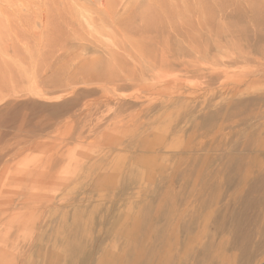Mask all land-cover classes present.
<instances>
[{
  "label": "rangeland",
  "instance_id": "1",
  "mask_svg": "<svg viewBox=\"0 0 264 264\" xmlns=\"http://www.w3.org/2000/svg\"><path fill=\"white\" fill-rule=\"evenodd\" d=\"M152 1L112 0L105 26L86 0H0V264H66L80 231L99 260L112 221L178 185L188 154L216 159L207 179L230 150L264 156V0ZM219 213L193 244L230 236ZM252 240L250 264H264V235ZM146 252L128 264L157 263Z\"/></svg>",
  "mask_w": 264,
  "mask_h": 264
},
{
  "label": "bare ground",
  "instance_id": "2",
  "mask_svg": "<svg viewBox=\"0 0 264 264\" xmlns=\"http://www.w3.org/2000/svg\"><path fill=\"white\" fill-rule=\"evenodd\" d=\"M77 1L79 2V0ZM85 3H89L91 6L101 5L100 11L103 12L104 16L102 15L100 20L103 21L105 26L110 24L113 17L112 0H86ZM170 3H172V0L152 1V4L162 11L166 8L171 9ZM81 6L84 11H90L91 14L94 13L92 12V7L85 4ZM170 9L169 11H171ZM169 24L171 25L172 22ZM234 109L237 110L239 108ZM262 110L258 115L264 119V108ZM224 113L228 112L219 111V114ZM199 142L196 149H199L198 147L203 143V141L201 144ZM192 144L191 146H194ZM247 145L250 146L248 143ZM203 148L205 149L206 147L203 146ZM256 149L259 148L256 147ZM263 157L255 156L247 159L232 153L230 150L226 160L219 166L216 165L217 167L215 166L216 168H213V170L211 169L214 173L209 172V178L207 179L202 174V171L206 169L204 166L209 161L213 165L216 159L209 155H199V153L188 154L181 160L186 167H179L176 172L180 181L178 185L171 181L163 180L155 196H152L151 193H146L148 197L145 195L141 196V199L144 200L137 203L139 213L135 216L121 213L117 219L112 221L107 231V236L112 239L111 248L106 251L105 247H102L100 259L95 258L96 264H128L133 255L138 258L143 254L142 252L146 251L156 254L157 263L155 264H213V262L218 264L221 262L222 264H238V260H242L243 264H250L253 255L262 246V243L253 244L252 239L256 234L264 235ZM247 165L249 169L244 170ZM230 176H232L230 179L232 180L230 181L231 184L234 183V180H237L236 190L235 192H230L226 198L224 197V207L220 211H214L212 207L218 199L217 195L213 196L216 192L215 186L220 189L217 179ZM254 190L257 195L251 199V194ZM175 201L179 203L175 204L176 206L174 207L170 206V203ZM239 205L241 206L240 209L238 208ZM251 210L254 213L253 215L251 214L252 217L249 216ZM219 212L223 214L222 221L230 223L228 228L230 236L221 237L218 242L210 240L198 245L199 243L195 241L196 245L193 244L194 231L202 230V227L205 226L204 221L215 217L217 213L220 215L221 213ZM221 226V228L218 226L216 229L225 231L222 222ZM76 234L65 245L67 250L66 264H71L76 260H82V262L90 260V264H93L95 261L93 259V249L90 246L91 243L86 239L84 232L80 231ZM179 234L181 238H179ZM176 240L181 245L182 250L173 252L175 250L173 245L176 244ZM170 245L171 248L169 249ZM157 246H161L162 249L166 248L167 252L161 250L160 247V250L156 249Z\"/></svg>",
  "mask_w": 264,
  "mask_h": 264
}]
</instances>
